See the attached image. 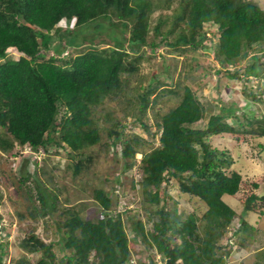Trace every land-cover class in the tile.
I'll use <instances>...</instances> for the list:
<instances>
[{"label":"trees","instance_id":"1","mask_svg":"<svg viewBox=\"0 0 264 264\" xmlns=\"http://www.w3.org/2000/svg\"><path fill=\"white\" fill-rule=\"evenodd\" d=\"M151 10V0H0V150L12 155L16 144L35 152L54 145L72 159L73 173H79L91 159L83 157V149L101 137L93 110L108 97L120 98L141 58L152 57L160 47L182 51L214 45L218 70H227L249 57L242 72L229 69V77L241 73L245 78L264 76V60L256 55L264 53V8L256 1L180 0L171 20L158 17L150 26ZM163 24L168 26L164 30ZM79 40L88 42L89 47L73 56L65 53V45ZM41 49L53 52L43 55ZM10 51H16L18 57H8ZM249 51L254 53L249 56ZM155 81L157 75L147 85H138L132 96L138 110L134 114L140 121ZM260 85L259 81L257 87ZM249 94L254 101L264 102L260 90ZM219 107L197 125L206 109L185 85L179 103L160 116L154 131L141 122L148 134L157 137V145L149 142L148 150L143 149L145 139L135 134L126 137L125 123L114 120L107 133L110 142L121 143V155L131 162L124 166L139 163L141 201L151 206L158 218L147 228L141 218L133 216L128 233L121 212L111 211L110 192L96 188L93 196L102 212L97 219L72 213L56 221L57 240L45 243L33 233L21 240V247L28 252L42 250L34 264H124L137 241L153 246L162 258L170 257L172 264H223L221 253L228 251L217 242L221 233L238 215L233 236L241 231L250 236L245 234L255 228L248 225L244 214L263 213L264 185L254 192L252 187H259V182L251 181L237 213L223 198L234 196L246 182L237 170L225 171L232 160L212 146L208 136L230 134L239 139L240 133H252L264 137V115L252 113L248 119L244 113L237 117L234 106ZM136 152L142 153L140 159L135 158ZM36 173V169L31 174L27 171L18 182ZM34 178L38 204L32 206V216L43 217L55 211L58 191L44 187L38 176ZM169 179H176L183 192L205 202L201 216L189 213L180 219L175 208L160 204L165 200L161 185ZM254 214L257 219L258 213ZM201 219L205 222L199 225ZM56 244L61 245V257L54 251ZM1 246L0 264H4ZM91 255L96 261L89 260ZM257 255V263L264 264V248Z\"/></svg>","mask_w":264,"mask_h":264},{"label":"rangeland","instance_id":"2","mask_svg":"<svg viewBox=\"0 0 264 264\" xmlns=\"http://www.w3.org/2000/svg\"><path fill=\"white\" fill-rule=\"evenodd\" d=\"M151 1L150 26L156 24L158 17L171 20V15L177 11L180 3V0ZM254 1L264 8V0ZM167 25H170L169 20ZM167 25L163 24V30L168 27ZM88 45H90L88 42L80 41L74 45H65L63 48L65 53L73 56L83 52ZM171 50L170 47L164 46L153 52L150 58L143 56L137 64L138 71L128 76L120 98L108 97L93 110L92 117L100 129L101 137L98 143L83 149V157L91 159L79 173H73L72 159L66 156L64 150L54 145L49 146L47 150L39 147L35 152L16 144L12 155L0 150V243L4 252V264H17V261L22 263L23 260L25 264H34L42 250L28 252L21 247V240L31 233L45 243L57 240L60 233L56 230V221H62L72 213H79L84 219H97L102 212L93 196L96 188L110 192L111 211L113 214L121 212L126 232L132 231L133 216L141 218L147 228L156 221L158 217L153 208L141 201L139 163L134 162L130 167L124 166L130 161L121 155V143L110 142L112 138L107 133L114 120L125 123L123 132L126 137L135 134L145 139L143 149L148 150L151 145H157V137L148 134L141 122H145L150 131H154L160 116L179 103L185 85L195 92L206 109L205 117L197 122L199 126L206 121L208 114L217 112L219 106H234V114L237 117L243 113L248 119L252 113L257 117L264 115V102L254 101L249 94L250 90L253 92L260 90L261 97L264 98V76L261 79L255 76L245 78L241 73L240 77H229L226 73L233 68L242 72L243 67L249 62V57L237 62L234 67L229 66L227 70H218L220 66L215 57L214 45L182 51ZM52 52L51 49L49 51L41 49L43 55H51ZM253 53L249 51V56ZM17 54L16 51H10L7 56L14 59L18 57ZM256 55H261V60H264V53L256 52ZM153 75H157L155 89L150 93L146 107L141 112L140 121L134 114L138 110L132 96L136 93L138 85H147ZM259 81L260 88L257 87ZM230 117L228 120L232 122ZM208 140L212 146L224 151L231 158L232 163L225 171L237 170L242 180L246 182L234 196L223 198L237 212L241 209V198L251 185V181L259 182V187H252L254 192L263 189L261 187L264 185V137L240 133V138L236 139L230 134H219L208 136ZM134 156L140 159L142 153L136 152ZM34 169L36 174L21 183L18 182L20 175H26L27 171L31 174ZM36 176L44 187L58 191L55 211H49L43 217L32 216L34 212L32 206L38 204L34 187ZM160 193L165 198L160 204H166L167 208H175L180 219H184L189 213H195V216L199 217L207 207L203 200L183 192L176 179L163 182ZM262 212L259 214V211H255L259 214L255 226L252 214L250 212L244 214L248 225L255 228L245 234L250 236H244V231L238 233L239 236H230L238 224L239 217L236 215L231 219V225L224 228L222 237L217 241L222 242V245L229 243L222 248L228 251V254L221 253L225 258L223 264H258L259 258L256 254L258 250L264 248V205ZM202 221L205 222L202 219L197 220L199 225L203 223ZM134 245L135 250L131 249V260L136 264L147 261L149 254L156 257V249L153 246L143 245L138 241ZM54 251L57 257L63 255L60 244H56ZM89 260L96 261V257L91 255ZM164 261L160 264H164Z\"/></svg>","mask_w":264,"mask_h":264},{"label":"clouds","instance_id":"3","mask_svg":"<svg viewBox=\"0 0 264 264\" xmlns=\"http://www.w3.org/2000/svg\"><path fill=\"white\" fill-rule=\"evenodd\" d=\"M27 149H29V147L27 146V145H24ZM224 197H228V196H224ZM250 213L251 214H254L255 212L253 211H250ZM255 215V214H254ZM235 216V215H234ZM236 216H238V215H236ZM239 217V216H238ZM239 219V218H238ZM229 225H231V222H230V224ZM235 230V229H234ZM234 232V231H233ZM231 235L230 236H233V234L232 233H230ZM235 236V235H234ZM221 244H222V242H221ZM226 244H228L229 245V243L227 242ZM228 245H224V246H228ZM223 246V247H224ZM159 258H160V261H159ZM162 255L160 254L159 255V253H156V257L155 256H153L152 258H147L148 260L146 261L147 262V264H148V262L150 261V260H152L155 264H160L162 261H164V260H166V258H162ZM170 258V257H169ZM164 264H165V261H164Z\"/></svg>","mask_w":264,"mask_h":264},{"label":"water","instance_id":"4","mask_svg":"<svg viewBox=\"0 0 264 264\" xmlns=\"http://www.w3.org/2000/svg\"><path fill=\"white\" fill-rule=\"evenodd\" d=\"M148 264H155L152 260H150L149 262H148ZM165 264H172L171 263V259L169 258V257H167L166 258V260H165Z\"/></svg>","mask_w":264,"mask_h":264},{"label":"built area","instance_id":"5","mask_svg":"<svg viewBox=\"0 0 264 264\" xmlns=\"http://www.w3.org/2000/svg\"><path fill=\"white\" fill-rule=\"evenodd\" d=\"M124 264H136L135 262H133L132 260H131V258H130V260L129 261H127V262H125Z\"/></svg>","mask_w":264,"mask_h":264},{"label":"crops","instance_id":"6","mask_svg":"<svg viewBox=\"0 0 264 264\" xmlns=\"http://www.w3.org/2000/svg\"><path fill=\"white\" fill-rule=\"evenodd\" d=\"M252 216H253V223H254V221L256 219V215L252 214Z\"/></svg>","mask_w":264,"mask_h":264}]
</instances>
